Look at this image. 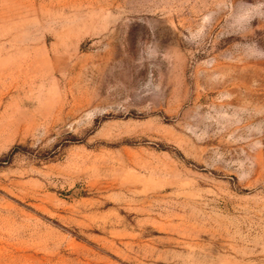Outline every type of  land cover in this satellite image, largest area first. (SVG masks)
Masks as SVG:
<instances>
[{"label": "rangeland", "instance_id": "374dc122", "mask_svg": "<svg viewBox=\"0 0 264 264\" xmlns=\"http://www.w3.org/2000/svg\"><path fill=\"white\" fill-rule=\"evenodd\" d=\"M0 264H264V0H0Z\"/></svg>", "mask_w": 264, "mask_h": 264}]
</instances>
